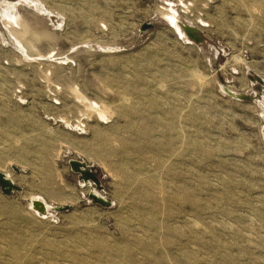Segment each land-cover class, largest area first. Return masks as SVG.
Instances as JSON below:
<instances>
[{
	"label": "rangeland",
	"instance_id": "obj_1",
	"mask_svg": "<svg viewBox=\"0 0 264 264\" xmlns=\"http://www.w3.org/2000/svg\"><path fill=\"white\" fill-rule=\"evenodd\" d=\"M37 1L0 7V264H264V0Z\"/></svg>",
	"mask_w": 264,
	"mask_h": 264
},
{
	"label": "bare ground",
	"instance_id": "obj_2",
	"mask_svg": "<svg viewBox=\"0 0 264 264\" xmlns=\"http://www.w3.org/2000/svg\"><path fill=\"white\" fill-rule=\"evenodd\" d=\"M23 0H0V7H1V9H2V13H3V16L6 18V20H8V22H9V24L11 23V21H14V23L17 25H19V26H24V23H22L20 20H17V18H16V15H15V13H14V11L16 10V6L19 4V3H21ZM27 1H29V0H27ZM32 2H34L35 3V5H36V3L38 2L37 0H32ZM37 5H40V4H37ZM172 10V9H171ZM44 11L46 12V13H48V14H50L49 12H48V10L46 11L45 9H44ZM168 18L171 20V22L177 27V29L180 31V25L178 24V21H177V17H176V15H175V13H174V11L172 12V14H168ZM17 20V21H16ZM188 31V33H190V34H194L195 32H194V30L191 28V29H187ZM16 37V38H15ZM11 39H12V41L14 42V44L16 45V47H17V49H19L20 51H22L26 56H28V54H27V49H26V47L24 46V44L19 40V38L17 37V36H14V37H12L11 36ZM23 44V45H22ZM124 100H126V99H124ZM78 128H79V126H78ZM172 132H173V136H175L176 134H175V127H174V125H173V127H172ZM187 139L185 138V137H183V139H182V142H184V141H186ZM166 151H168L169 153H170V155L173 157V156H176L177 155V153H178V151L175 149V148H173L171 145H169L168 146V148H167V150ZM162 161H160V169H159V171L160 170H162V168L163 169H165V168H167V166H168V164L165 162V161H163L162 163H161ZM155 172V171H154ZM5 176H6V178L7 179H10L11 181H13V178L11 177V175L9 174V173H5ZM91 193H93V194H95V195H97L98 197H102L103 199H106L103 195H101V193L100 192H98V190L97 189H95V188H93V186H90L89 187V194H91ZM109 201V200H108ZM30 205L33 207L32 209L38 214V215H42V216H48L49 215V213H50V207L51 206H49L47 203H46V201L45 200H43L41 197H33L32 199H31V203H30Z\"/></svg>",
	"mask_w": 264,
	"mask_h": 264
},
{
	"label": "water",
	"instance_id": "obj_3",
	"mask_svg": "<svg viewBox=\"0 0 264 264\" xmlns=\"http://www.w3.org/2000/svg\"><path fill=\"white\" fill-rule=\"evenodd\" d=\"M151 25L150 24H145L143 27V30H146L148 28H150ZM70 165L71 167L76 171L81 173L83 176H85L86 178H92L93 180H95L96 182H98V178L95 176V174L93 173V167H89L86 163L81 162V161H76V160H72L70 161ZM0 187L3 191L4 194L10 195L12 194L14 191H22L21 187L17 186L13 181H11L10 179H7L5 174L0 172ZM89 197L95 202V203H99L104 207H109L111 205V202L103 199L102 197H98L97 195L91 193L89 195ZM70 207H59L58 210H69Z\"/></svg>",
	"mask_w": 264,
	"mask_h": 264
}]
</instances>
